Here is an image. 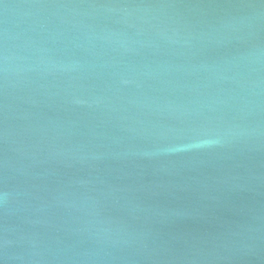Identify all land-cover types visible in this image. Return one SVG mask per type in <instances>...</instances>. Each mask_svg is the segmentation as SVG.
I'll use <instances>...</instances> for the list:
<instances>
[{
	"label": "water",
	"instance_id": "95a60500",
	"mask_svg": "<svg viewBox=\"0 0 264 264\" xmlns=\"http://www.w3.org/2000/svg\"><path fill=\"white\" fill-rule=\"evenodd\" d=\"M0 264H264V0H0Z\"/></svg>",
	"mask_w": 264,
	"mask_h": 264
}]
</instances>
